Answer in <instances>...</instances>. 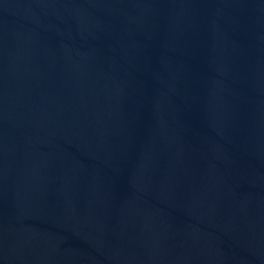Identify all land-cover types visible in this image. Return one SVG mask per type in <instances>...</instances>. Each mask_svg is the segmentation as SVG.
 I'll use <instances>...</instances> for the list:
<instances>
[{"label":"water","instance_id":"95a60500","mask_svg":"<svg viewBox=\"0 0 264 264\" xmlns=\"http://www.w3.org/2000/svg\"><path fill=\"white\" fill-rule=\"evenodd\" d=\"M0 264H264V0H0Z\"/></svg>","mask_w":264,"mask_h":264}]
</instances>
